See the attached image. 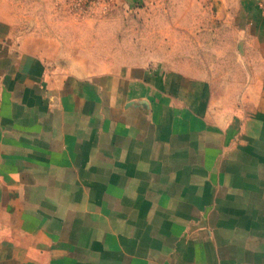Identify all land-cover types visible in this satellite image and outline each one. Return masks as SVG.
I'll use <instances>...</instances> for the list:
<instances>
[{"label": "crops", "instance_id": "1", "mask_svg": "<svg viewBox=\"0 0 264 264\" xmlns=\"http://www.w3.org/2000/svg\"><path fill=\"white\" fill-rule=\"evenodd\" d=\"M106 1L103 48L0 18V264H264V106L212 108L201 42L264 49V0Z\"/></svg>", "mask_w": 264, "mask_h": 264}, {"label": "rangeland", "instance_id": "2", "mask_svg": "<svg viewBox=\"0 0 264 264\" xmlns=\"http://www.w3.org/2000/svg\"><path fill=\"white\" fill-rule=\"evenodd\" d=\"M108 9L110 10V3L106 0H0V18L3 21L11 22L20 31H30L37 39L48 42L59 40L68 46L77 41L85 47L94 44L102 48L107 46L110 42L106 43L104 36H92L88 34V30L94 29L97 20L94 17L103 16ZM130 22L132 28L144 22L149 30L152 25H156L151 19H133ZM206 24L209 29L219 27V24L209 20ZM97 26L98 24L95 28ZM230 27L232 26H222L223 33L219 35L207 34L201 37V42L207 48L203 53L210 63L207 68L209 81L206 83L208 101L215 110L227 112L224 118L228 122H252L259 117L258 112L264 106V49L251 38L246 41L231 34ZM134 40V35L127 36L128 42L132 43ZM152 41L154 40L150 35L143 37L141 45L144 48L140 53L142 57L151 53L148 48ZM182 42L180 39L179 43ZM93 52L100 58L106 54L103 50ZM127 53L134 54V51ZM191 53L192 57L198 56L197 51ZM185 69H189L192 75L202 74L198 58L192 59L191 66Z\"/></svg>", "mask_w": 264, "mask_h": 264}]
</instances>
